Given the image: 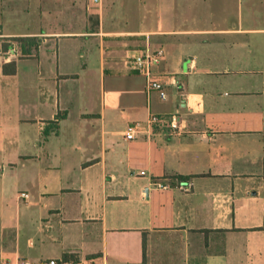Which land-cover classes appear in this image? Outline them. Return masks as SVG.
<instances>
[{"label": "crops", "instance_id": "1", "mask_svg": "<svg viewBox=\"0 0 264 264\" xmlns=\"http://www.w3.org/2000/svg\"><path fill=\"white\" fill-rule=\"evenodd\" d=\"M20 2L25 26L9 19ZM1 5V257L264 264V0ZM22 36L40 40L30 55ZM161 48L165 100L130 62Z\"/></svg>", "mask_w": 264, "mask_h": 264}, {"label": "built area", "instance_id": "2", "mask_svg": "<svg viewBox=\"0 0 264 264\" xmlns=\"http://www.w3.org/2000/svg\"><path fill=\"white\" fill-rule=\"evenodd\" d=\"M99 1V0H96ZM166 57L165 49L161 48L155 52H147L144 50H134L131 55V65L140 74L146 78V88L149 91H157L161 99L165 100L168 97L166 90L165 75L158 73L154 67L159 65ZM150 123L168 124L173 129H179L178 115L176 113L170 114H156L152 113L149 118ZM139 128V124H131L126 130V137L133 139ZM182 188H187V181H180ZM161 188L170 187L169 184L158 183ZM22 197L28 198L29 194L26 192L21 193ZM0 264H12L11 261L5 257L0 256ZM22 264H31L30 261L24 260ZM41 264H101L96 257H83L75 259L65 258H49L44 260Z\"/></svg>", "mask_w": 264, "mask_h": 264}, {"label": "rangeland", "instance_id": "3", "mask_svg": "<svg viewBox=\"0 0 264 264\" xmlns=\"http://www.w3.org/2000/svg\"><path fill=\"white\" fill-rule=\"evenodd\" d=\"M22 6H23V3L20 2L19 5H15V9H13V11L10 12L9 19L11 21V24L13 25L19 24L20 26L22 25L25 26L28 24V20L29 19L31 20L33 18V14H34L33 9L30 8L25 11L23 10ZM0 7H2L1 0H0ZM2 15H4V17L6 16V14H2L1 9H0V19L2 18ZM19 20L21 23H18ZM257 48H260V49L259 50H257L256 48L251 49V52H250L251 65L250 66L251 68H258L259 70L262 69L261 70L262 73L253 74L252 76H250V78L257 79L258 81V80H263V77H264V33L259 35V44Z\"/></svg>", "mask_w": 264, "mask_h": 264}, {"label": "trees", "instance_id": "4", "mask_svg": "<svg viewBox=\"0 0 264 264\" xmlns=\"http://www.w3.org/2000/svg\"><path fill=\"white\" fill-rule=\"evenodd\" d=\"M13 40L16 41L18 46L20 47L22 53L24 55H30L32 53V48L37 47L39 45L40 40L36 37H28V36H22V37H16ZM175 179H178V181H187V178L181 175L175 176ZM144 249H145V242H144ZM65 259H70L72 256L65 255ZM77 258V257H76Z\"/></svg>", "mask_w": 264, "mask_h": 264}]
</instances>
